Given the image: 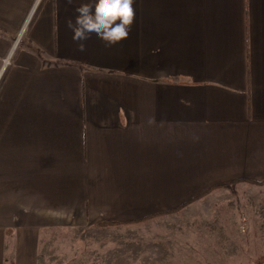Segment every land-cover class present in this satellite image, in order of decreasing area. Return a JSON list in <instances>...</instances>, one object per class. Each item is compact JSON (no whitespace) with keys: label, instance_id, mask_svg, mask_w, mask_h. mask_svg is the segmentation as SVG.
<instances>
[{"label":"crops","instance_id":"1","mask_svg":"<svg viewBox=\"0 0 264 264\" xmlns=\"http://www.w3.org/2000/svg\"><path fill=\"white\" fill-rule=\"evenodd\" d=\"M36 1L0 0V264H38L45 229L80 216L264 180V0H134L129 37L83 52L65 22L86 0H41L18 37Z\"/></svg>","mask_w":264,"mask_h":264},{"label":"rangeland","instance_id":"2","mask_svg":"<svg viewBox=\"0 0 264 264\" xmlns=\"http://www.w3.org/2000/svg\"><path fill=\"white\" fill-rule=\"evenodd\" d=\"M221 184L199 204L149 221L80 216L78 226L46 228L38 264H264V183Z\"/></svg>","mask_w":264,"mask_h":264},{"label":"clouds","instance_id":"3","mask_svg":"<svg viewBox=\"0 0 264 264\" xmlns=\"http://www.w3.org/2000/svg\"><path fill=\"white\" fill-rule=\"evenodd\" d=\"M74 5V0H66ZM134 0H86L74 6L75 19L66 20L77 50H86L85 41L94 34L106 47L119 44L129 37L135 21Z\"/></svg>","mask_w":264,"mask_h":264},{"label":"built area","instance_id":"4","mask_svg":"<svg viewBox=\"0 0 264 264\" xmlns=\"http://www.w3.org/2000/svg\"><path fill=\"white\" fill-rule=\"evenodd\" d=\"M41 0H37L35 3H34V6L32 7V10L30 12V14L28 15V18L26 19L25 23H24V26L22 28V32H21V35L19 38H21L22 36V33L26 30H28V27L30 25V23L32 22L34 16L36 15V12L38 10V7H39V4H40ZM14 51L15 50H12L9 54V56H7V58H5L4 62H3V66H2V73L11 65H13V62H12V57H13V54H14Z\"/></svg>","mask_w":264,"mask_h":264},{"label":"trees","instance_id":"5","mask_svg":"<svg viewBox=\"0 0 264 264\" xmlns=\"http://www.w3.org/2000/svg\"><path fill=\"white\" fill-rule=\"evenodd\" d=\"M237 180H240V179H237ZM243 180V179H241ZM232 181H236V180H232ZM252 182V181H251ZM233 183V182H230V184ZM253 183H264V180L259 182V181H253ZM220 186H224V184H217L213 187H211L210 189H208L206 192H204L202 195L198 196V197H202L206 194H208L210 191L214 190L215 188H218ZM184 207V205H181L179 208L176 209V211H180L182 208ZM171 212H175V211H170ZM166 213H169V212H166ZM147 220V218H141V219H138V220H124V221H108V222H105V223H109V225H117V224H129V223H135V222H139V221H145ZM103 223V222H102ZM6 264H15L14 260L13 259H10L8 258L7 259V262Z\"/></svg>","mask_w":264,"mask_h":264}]
</instances>
